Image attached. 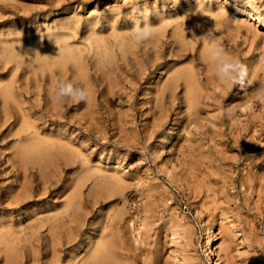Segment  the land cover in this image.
I'll return each mask as SVG.
<instances>
[{
	"label": "rangeland",
	"instance_id": "1",
	"mask_svg": "<svg viewBox=\"0 0 264 264\" xmlns=\"http://www.w3.org/2000/svg\"><path fill=\"white\" fill-rule=\"evenodd\" d=\"M249 4L0 0V264H264ZM136 20L153 27L141 45ZM209 29L247 66L244 89L215 77ZM58 79L87 103L53 102Z\"/></svg>",
	"mask_w": 264,
	"mask_h": 264
},
{
	"label": "clouds",
	"instance_id": "2",
	"mask_svg": "<svg viewBox=\"0 0 264 264\" xmlns=\"http://www.w3.org/2000/svg\"><path fill=\"white\" fill-rule=\"evenodd\" d=\"M176 2L178 3V0ZM244 2L249 4V0H244ZM131 32L134 34V40L137 45H141L153 37V27L149 23L141 20L134 22ZM201 37L208 41V59L215 65V77L219 83H229L232 87H239L241 89H244L252 83L249 79L247 66L240 60L230 56L224 46L217 43L214 29H209ZM259 62L264 64V55L260 56ZM88 96L89 93L86 87H79L70 81L58 79L55 92L51 99L53 102L61 104L69 100L75 104L82 102L86 104Z\"/></svg>",
	"mask_w": 264,
	"mask_h": 264
},
{
	"label": "bare ground",
	"instance_id": "3",
	"mask_svg": "<svg viewBox=\"0 0 264 264\" xmlns=\"http://www.w3.org/2000/svg\"><path fill=\"white\" fill-rule=\"evenodd\" d=\"M250 11L252 12V13H257V14H255L256 15V18H257V20H258V22H257V24H262V25H264V17L262 16V15H260V14H258L259 12H257L258 10H256V8L255 7H250ZM249 37V36H248ZM48 50H46V52H47ZM35 53V52H34ZM18 55V54H17ZM22 58V57H21ZM5 99V98H4ZM6 128V127H5ZM23 129H24V127H23ZM24 131V130H23ZM27 132V131H26ZM36 139H38V138H36ZM35 139V140H36ZM46 139V138H45ZM48 140V139H47ZM168 140V139H167ZM166 140V141H167ZM30 141V140H29ZM41 141V140H40ZM26 144V143H25ZM46 144H47V142H46ZM57 144V143H56ZM29 146V145H28ZM34 147V146H33ZM54 147V146H53ZM32 148V147H31ZM30 148V149H31ZM32 150V149H31ZM34 150V149H33ZM36 150V149H35ZM34 150V151H35ZM36 152V151H35ZM31 153V152H30ZM37 153H38V151H37ZM35 155H37V154H35ZM42 155V154H41ZM41 155H40V157H41ZM79 197V196H78ZM71 199V198H70ZM70 203V202H69ZM72 203V202H71ZM70 203V204H71ZM77 204H78V202H77ZM71 208H72V206H71ZM71 208H70V210H71ZM69 210V209H68ZM72 212V211H71ZM63 214V213H62ZM212 225V224H211ZM212 228V227H211ZM206 231V230H205ZM85 233V232H84ZM206 234L208 233V230L205 232ZM209 234V233H208ZM209 235H211V234H209ZM212 236V235H211ZM31 239H32V237H30ZM82 239V238H81ZM212 239V238H211ZM211 239H210V241H208L207 243H208V245H207V247H206V249H205V251L206 252H208L210 255H213V243H212V241H211ZM36 241V240H35ZM80 247V246H79ZM95 248V247H94ZM79 251V250H78ZM64 252V251H63ZM213 263H214V261H213Z\"/></svg>",
	"mask_w": 264,
	"mask_h": 264
}]
</instances>
